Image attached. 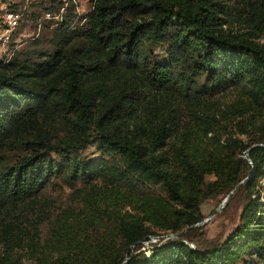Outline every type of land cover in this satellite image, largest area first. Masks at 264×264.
Segmentation results:
<instances>
[{
  "label": "trees",
  "instance_id": "obj_1",
  "mask_svg": "<svg viewBox=\"0 0 264 264\" xmlns=\"http://www.w3.org/2000/svg\"><path fill=\"white\" fill-rule=\"evenodd\" d=\"M21 1L35 32L66 8L0 58V264H264V0Z\"/></svg>",
  "mask_w": 264,
  "mask_h": 264
},
{
  "label": "rangeland",
  "instance_id": "obj_2",
  "mask_svg": "<svg viewBox=\"0 0 264 264\" xmlns=\"http://www.w3.org/2000/svg\"><path fill=\"white\" fill-rule=\"evenodd\" d=\"M76 3L78 4L77 9L81 14L85 13L92 7L90 0H81V2H79V0H76ZM40 31L41 28L37 30V33L39 34ZM33 32H35L34 28H33ZM27 44L28 43L22 45L21 47H24ZM42 46L44 48L51 47L52 49V46L47 41H45ZM154 54L156 58L160 60H163L166 57L163 50L161 49H156ZM233 94H234L233 91H228L226 94H224L223 99L225 101L230 100ZM90 151H92L91 148H88L86 150V152H90ZM245 156H247V154H245ZM249 161L251 162L250 159ZM210 177L211 176H209V178ZM263 183H264V178H263ZM69 190L70 189L68 187H65V190L64 189L61 190V194L63 193L66 194ZM236 190L231 196L229 202L222 208H219V205L223 202L224 198L227 196L228 193L226 194V192L220 193L216 196L208 197L203 201L202 210L205 216L204 219H207V221L205 223L198 224L199 228L195 231L193 230L190 232V236H188V239L192 238L190 240L191 245L207 246V245H211L212 242H216L218 240H224L226 236L230 233V231H232V229L238 224L242 207L246 201V194L243 190H240L238 192ZM188 229L189 227L185 228L184 232H186ZM160 238L161 237L153 236L151 241L155 242ZM144 244L149 246L150 240L144 241ZM26 264H34V263L30 260H26Z\"/></svg>",
  "mask_w": 264,
  "mask_h": 264
},
{
  "label": "built area",
  "instance_id": "obj_3",
  "mask_svg": "<svg viewBox=\"0 0 264 264\" xmlns=\"http://www.w3.org/2000/svg\"><path fill=\"white\" fill-rule=\"evenodd\" d=\"M28 1L21 0H0V58L9 60L15 52L35 38L38 33L33 32V27L27 21ZM78 7V6H77ZM66 6H62L57 14L45 13L40 17L37 30L41 28L43 20L57 19L53 24L63 20ZM80 13V12H79Z\"/></svg>",
  "mask_w": 264,
  "mask_h": 264
},
{
  "label": "water",
  "instance_id": "obj_4",
  "mask_svg": "<svg viewBox=\"0 0 264 264\" xmlns=\"http://www.w3.org/2000/svg\"><path fill=\"white\" fill-rule=\"evenodd\" d=\"M248 152H246L247 154ZM244 180H242L240 183H238L233 189H231L229 191V193L227 194V196L224 198L223 202L219 205V208H222L224 207L230 200L231 196L233 195V193L235 192V190L241 185V183L243 182ZM207 221V219H204L202 221H200L199 223L197 224H201V223H205ZM185 229H183L182 231H178V232H175V233H169V234H166V235H163L164 237H178V236H181L183 233H184ZM156 237H161V236H156Z\"/></svg>",
  "mask_w": 264,
  "mask_h": 264
}]
</instances>
